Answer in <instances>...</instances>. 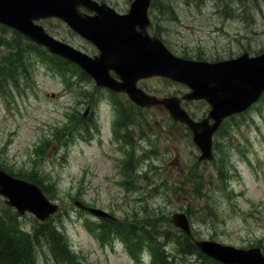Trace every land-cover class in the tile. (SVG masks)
Listing matches in <instances>:
<instances>
[{
    "label": "rangeland",
    "instance_id": "obj_1",
    "mask_svg": "<svg viewBox=\"0 0 264 264\" xmlns=\"http://www.w3.org/2000/svg\"><path fill=\"white\" fill-rule=\"evenodd\" d=\"M105 1L124 10L131 0ZM150 16L157 35L178 55L215 59L243 48L264 50V0H156ZM54 28L56 36L88 46L65 25ZM8 30L0 27V166L47 185L48 197L59 205L50 219L73 253L70 261L56 258L41 237L34 242L35 264H150L148 253L139 261L120 237L102 242L92 229L104 220L78 208L76 200L124 221L115 232L127 233L137 250L153 243L145 230L175 232L169 217L184 211L197 239L256 245L264 253V96L224 123L211 160L198 159L188 131L168 122L159 107L137 110L138 124L122 154L108 121L113 102L124 98L95 89L72 66L58 67ZM16 47L10 77L1 67ZM143 84L157 91L169 86L157 78ZM86 101L98 108L95 121L102 128L92 120L78 134L77 115ZM190 107L199 113L204 104ZM0 215L29 230L37 221L31 214L18 216L1 196ZM169 232L162 246L173 264H222L182 251V240Z\"/></svg>",
    "mask_w": 264,
    "mask_h": 264
},
{
    "label": "water",
    "instance_id": "obj_2",
    "mask_svg": "<svg viewBox=\"0 0 264 264\" xmlns=\"http://www.w3.org/2000/svg\"><path fill=\"white\" fill-rule=\"evenodd\" d=\"M148 3L149 0H133L128 13L97 15L82 21V28L79 29V18L68 17L69 12L74 13V7L66 10L67 0H0V20L21 30L52 52L79 63L97 84L114 90H124L140 104L163 103L175 119L187 123L192 128L193 140L201 151L199 158L209 159L212 156L211 134L222 117L243 109L263 89L264 53L249 60L240 56L236 62L231 61L223 65L180 59L172 55L158 38L145 33L144 27L148 24ZM49 15L67 19L70 25L79 31L83 28L98 29L106 22L109 28L108 49L103 50L101 58L90 60L84 57L78 51L45 34L41 26L32 23V19ZM135 26H138L143 34L137 31ZM87 35L100 44L91 33ZM112 45L114 47L109 48ZM107 68L115 70L123 81L113 80L107 73ZM150 74H163L185 82L192 89L185 94L186 98L203 97L211 104L208 117L200 122H193L179 107L178 98L156 99L143 94L136 88V80ZM209 117L215 119L211 125L208 123ZM0 193L8 198L6 202L14 205L18 212L28 210L40 219L47 218L57 208L36 185L10 176L1 169ZM88 210L105 215L99 209ZM171 221L191 236L185 213H172ZM193 242L202 252L226 264H264V255L258 247L235 248L206 239H193Z\"/></svg>",
    "mask_w": 264,
    "mask_h": 264
},
{
    "label": "trees",
    "instance_id": "obj_3",
    "mask_svg": "<svg viewBox=\"0 0 264 264\" xmlns=\"http://www.w3.org/2000/svg\"><path fill=\"white\" fill-rule=\"evenodd\" d=\"M104 220V222H110V225L102 224L103 229L112 227L115 230H121L124 228V224H126L124 221ZM129 227L131 229V226ZM155 230L153 235H151L149 230H145V232H147L146 235L153 241V243L150 242V247L156 255L157 262L159 264H173L170 256L164 253V247L162 246L163 240L166 238L169 230ZM118 233L123 237L129 238L130 241L131 237L127 233L121 231ZM169 233L175 234L178 241L182 240V242H178L182 243V251L200 254L197 247L186 235L178 230ZM41 237L50 246L54 256L61 259H69L73 255L61 231L51 221L36 222L33 231L29 232L18 230L12 224L0 220V264H34V242L40 240ZM144 238L147 239V237Z\"/></svg>",
    "mask_w": 264,
    "mask_h": 264
},
{
    "label": "flooded vegetation",
    "instance_id": "obj_4",
    "mask_svg": "<svg viewBox=\"0 0 264 264\" xmlns=\"http://www.w3.org/2000/svg\"><path fill=\"white\" fill-rule=\"evenodd\" d=\"M100 1H102V0H100ZM115 7V6H114ZM116 8V7H115ZM82 11H84V12H87V13H91V11H88V10H85L84 8H80ZM116 9H118V8H116ZM118 11H124V10H121V9H118ZM44 20V19H43ZM47 30H51L52 31V33L54 34V35H56L55 33H54V31L51 29V28H46ZM70 30V29H69ZM76 37H78V36H76ZM59 38H61V39H63L62 37H59ZM79 38V37H78ZM80 40H82L81 38H79ZM63 40H65V39H63ZM85 44H87L84 40H82ZM79 48L80 49H83L85 52H87L88 54H90V55H95L96 53H98L97 52V50H96V48H93V49H90L88 46H79ZM171 93H175V94H181L182 92H180V89H178V88H176V89H173L172 91H171ZM87 106V110H88V112L89 111H91V106L88 104V105H86ZM121 123H124V122H120V120H114V122H113V124H116V125H120ZM134 129H135V127L133 128V132H134ZM130 133H131V130H129V132L128 133H126V135L127 136H129L130 135Z\"/></svg>",
    "mask_w": 264,
    "mask_h": 264
}]
</instances>
